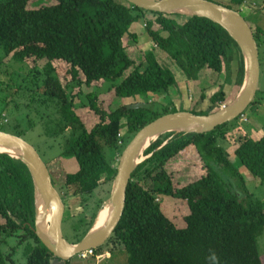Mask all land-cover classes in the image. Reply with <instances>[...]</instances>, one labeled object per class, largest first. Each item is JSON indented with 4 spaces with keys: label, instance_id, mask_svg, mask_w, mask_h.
<instances>
[{
    "label": "trees",
    "instance_id": "1",
    "mask_svg": "<svg viewBox=\"0 0 264 264\" xmlns=\"http://www.w3.org/2000/svg\"><path fill=\"white\" fill-rule=\"evenodd\" d=\"M232 1L238 6L245 0ZM139 21L145 23L152 42L188 79L197 82L206 70L218 74L227 71L226 84L236 86L234 94L228 99L226 86L211 94L212 112L236 97L244 78L243 56L228 32L206 17L166 15L126 0H0V89L15 84L13 96L21 101L17 108L26 110V128L35 124L32 111L49 135L66 139L58 159L78 163L76 171L64 175L66 194L92 195L103 186V204L127 144L147 123L175 111L167 106L158 111L153 101L123 104L109 111L107 119L100 117L90 130L77 111L76 99L84 94L87 104L82 107L99 114L102 93L84 92L83 86L103 88L106 82L110 83L108 92L120 99L173 96L169 88L178 87L176 76L158 61L153 50L143 52L139 63L128 53L125 38L130 45L138 42L131 27ZM262 31L254 30L258 45ZM7 58L22 64L11 69L6 67ZM26 58L44 62L27 67L23 64ZM58 61L70 67L67 82L59 76ZM5 102L0 129L22 136L24 128L19 124L10 130L4 128L9 97ZM257 102L254 99L251 105ZM237 134L233 154L264 185V135L254 139L242 127L241 116L204 133H164L145 150L144 155L150 156L132 174L121 220L112 236L94 249V255L113 243L127 252L128 264H263L258 239L264 232V200L250 191L225 146ZM189 145L196 146L205 168L200 178L192 177L191 165L175 169L165 165ZM160 196L187 202L190 213L185 217L186 227H173L165 221L157 200ZM96 216L82 231L75 228L76 238H66L80 241ZM232 221L237 225L227 227ZM34 226L31 173L22 160L0 152V264H52L53 259L60 260L42 243ZM223 227L227 230L220 233ZM10 238L24 245L23 258H14L18 246L5 250Z\"/></svg>",
    "mask_w": 264,
    "mask_h": 264
},
{
    "label": "rangeland",
    "instance_id": "2",
    "mask_svg": "<svg viewBox=\"0 0 264 264\" xmlns=\"http://www.w3.org/2000/svg\"><path fill=\"white\" fill-rule=\"evenodd\" d=\"M51 2H54V0H50ZM218 3H223L227 5H231L236 8V4L233 3L232 0H212ZM256 3H258V6L264 7L263 0H256ZM239 6V5H238ZM240 13L247 19V21L253 25V19L251 16H248L247 12L244 9H239ZM262 11H264V8H262ZM258 13V12H257ZM258 18H261L262 23L260 22V26H257L264 33V15H260L258 13ZM133 27V28H132ZM131 27L132 32H136L138 35V42L134 45L127 44V38H125V44L127 45L128 53L132 58L136 60L137 63L141 62L143 59V52H146L148 50H153L154 53L157 56L158 61L163 65L170 67L171 70L174 72V75L176 76V79L178 81V78L180 76H186L180 68L177 67L175 62L169 57V55L161 50L159 47H157L151 40L148 32L145 29V23L135 22ZM253 27V26H252ZM253 30L255 28L253 27ZM264 34L262 35V41L259 40V58H260V80H259V86L257 93L255 95V98L258 102L256 104H252L247 110L246 114L241 116V124L242 127H250L251 129L254 128L257 125H259V129L257 131H250V134H252L254 139H259L263 132L262 128L264 130ZM235 58H237V53L234 55ZM23 62L24 65L27 67H33L35 64H43V60H37L35 59H24ZM8 63L6 64V67H10L11 69H17L19 66H21L22 63H15L13 64V60H9V58L6 59ZM26 63V64H25ZM58 66L59 70V76L63 80V82H67L71 78V70L70 67L66 64H64L61 61H58L55 63ZM4 68V67H3ZM225 68H227V65H225ZM206 71H203L200 73L204 77L202 86L204 90V94L207 95V97L203 100L199 97V92L197 91V94H194L192 92H184V98H183V91L179 92L177 89V86H171L169 88V93L171 95L175 96H182L181 100L183 103L189 105L191 100L198 101L196 102V106L198 104V108H195L194 111L198 114L207 112H212L215 109V105L209 100V96L213 94L215 91L220 90L221 86H224L226 84L225 81V74L221 73L218 74L215 71H212L211 73H205ZM205 75V76H204ZM183 78V77H182ZM202 80V79H201ZM200 80V81H201ZM179 85V84H178ZM110 86V83H107L104 85L103 88H97L92 87L90 89L83 86L84 92L86 91H96L99 93H102L100 96V104H99V114L95 113L94 111L90 110L87 107H82L83 104H87V100L85 95H81L79 98L76 99V104L79 107L78 113L81 116L82 121L85 123L86 127L90 130L92 127L95 126L96 122L99 120L100 117H103L104 119H107V114L109 111L117 108L120 105L123 104H146L148 102H154L155 109L158 111H164L166 109V106L170 107V105H167V102L163 101V97L160 95H152L150 98L148 97H141L138 96L136 98H130V99H120L115 97L113 91L108 92V87ZM227 86V85H226ZM236 86H227L225 88L226 90V97L229 99V97L234 94V89ZM15 89V84L9 86L7 85L6 88L0 89V111L4 108L3 106L6 104L5 101L10 100L8 108L5 107V111L8 115L7 120L5 121L4 128L5 129H13V126L19 124L23 130L22 137L27 140L30 144H32L36 150L39 152L43 160L48 164L50 167V171L52 173V176L55 180L56 186L60 189V193L62 194L63 200L65 202V214H64V223H63V231L64 235L69 239L76 238L78 231L75 228L79 229V232L85 229L92 220L94 214L98 212L101 204H102V198H104L103 190L105 187H100L95 192H93L92 195H74L70 191V193L66 194V189L63 188V181H64V175L66 172H74L78 168V163L75 160L67 161L61 163L58 159L59 152L63 149V143L66 141V139H62L60 136L56 137L52 135H49L48 130L46 127L39 121V117L36 113L31 111V115L33 116L34 123L32 127L26 128V119L25 118V109H19L17 106H19V103L21 102L18 100L15 96H13V91ZM200 91V90H199ZM15 98V100H13ZM117 98V99H116ZM196 99V100H195ZM201 101H204L201 103ZM194 103V102H193ZM185 104L183 106L185 107ZM220 104V103H218ZM225 103H221L219 106L221 107ZM175 106H177V103H175ZM20 107V106H19ZM168 109V108H167ZM44 111L46 109H43ZM186 110V109H185ZM44 111H41L42 113ZM46 112V111H45ZM40 116V114H39ZM41 119V118H40ZM48 119V118H47ZM248 122H245L247 121ZM47 121V120H46ZM51 125V124H50ZM263 125V127H261ZM52 126V125H51ZM26 128V129H25ZM126 129H124L122 132L124 133ZM122 133V134H123ZM238 134L230 141L228 145H225L232 153L231 155V161L234 163V165L239 169V171L245 176L247 186L249 187L250 191L254 192L255 196L257 198L264 200V185L262 184V181L258 178H256L254 175L250 173L248 169L240 162L239 158L233 154V151L236 146V138H238ZM182 152V151H181ZM188 152V148H187ZM186 153V152H185ZM167 168L175 169L179 168L180 165H191V175L193 178H200L204 172L205 168L203 167L202 163L200 162L199 154L195 152L194 154L191 153L190 155H186L183 153H178L174 157H172L170 160H168L165 163ZM218 169H221L220 166H217ZM216 168V169H217ZM226 180L231 183L232 187H235L234 181H231V179L224 175ZM108 188V186H107ZM239 196H241V193H238ZM106 201V200H105ZM105 201L103 202L102 206L104 205ZM159 202L161 203V210L162 214L165 218V221L170 223L173 227L177 228H184L187 226L185 217L189 215L190 208L186 201L177 200L174 199L171 196H160ZM236 222L232 221L229 223V226L227 227H234L236 226ZM227 227H223L220 233H223L227 230ZM14 239V240H13ZM10 245L5 246V250H10V246H18L17 251L14 255V258L19 259L23 258V250L24 245L19 244V239L17 238H10ZM259 248L261 253V258L264 264V232L262 235H260L259 239ZM96 249V248H95ZM68 261V262H67ZM52 264H128V254L125 250H123L119 245H115L113 243H108L105 245V247L99 251L97 255H88L86 258H82L79 255L73 256L71 259L62 261L53 259Z\"/></svg>",
    "mask_w": 264,
    "mask_h": 264
},
{
    "label": "water",
    "instance_id": "3",
    "mask_svg": "<svg viewBox=\"0 0 264 264\" xmlns=\"http://www.w3.org/2000/svg\"><path fill=\"white\" fill-rule=\"evenodd\" d=\"M145 10L206 17L221 25L237 43L244 61V78L236 97L218 110L198 114L177 110L159 116L143 126L118 159L109 197L99 209L91 227L78 242H70L63 231L65 202L53 183L50 170L36 148L22 136L0 129V152L22 160L34 185V231L52 254L62 261L102 246L115 232L126 204L127 187L137 166L149 156L145 150L167 132L204 133L242 116L253 102L260 80L259 45L254 30L238 9L212 0H126ZM152 137V139H150ZM168 141V140H167ZM165 141V143H167ZM164 143V144H165ZM17 153V154H15ZM105 220L98 223L102 213Z\"/></svg>",
    "mask_w": 264,
    "mask_h": 264
},
{
    "label": "crops",
    "instance_id": "4",
    "mask_svg": "<svg viewBox=\"0 0 264 264\" xmlns=\"http://www.w3.org/2000/svg\"><path fill=\"white\" fill-rule=\"evenodd\" d=\"M263 4H264V0H263ZM239 7V9H244L246 12H247V14H248V16H251V18L253 19V25H251V26H253L255 29H257L258 27L257 26H260V22L262 23V20H261V18H258V13L262 16V15H264V11H262V8H264V7H259L258 6V3H256V0H245L241 5H239V6H236V8H238ZM238 9V10H239ZM258 12V13H257ZM264 17V16H263ZM264 21V20H263ZM264 23V22H263ZM252 27V28H253ZM133 28V27H132ZM203 72V71H202ZM212 71H207L206 70V72L205 73H211ZM224 74H225V76L227 75V71L225 72L224 71ZM205 76V75H204ZM183 77V78H182ZM202 76L200 75V78H199V81H197V82H195L194 80H190V79H188V77H186V76H180V78H178V87H177V89H178V91L179 92H182L183 91V98H184V92H186V91H188L189 93L190 92H192L193 91V93L194 94H197V91L199 92V97H200V99L201 100H203V96H207V95H205L204 94V88H203V86H202V82H203V79H204V77L203 78H201ZM202 79V80H201ZM201 80V81H200ZM225 81H226V77H225ZM227 86H230V83H227L226 84ZM226 85H224V86H226ZM226 86V87H227ZM200 90V91H199ZM163 97V101H165V102H167V105L169 104H172L170 107H172V109L170 108V110H175V111H177V110H189V111H192V110H195V108H198L197 106H198V104H197V106H196V102H198V101H193V99L190 101L191 103L189 104V105H187L186 106V104L185 103H183L182 102V100H181V98H182V96H162ZM196 100V99H195ZM194 102V103H193ZM204 101H201V103H203ZM175 103H177V106H175ZM183 104H185V107L183 106ZM196 112V111H195ZM198 113V112H197ZM201 114V113H200ZM246 114V113H245ZM245 122H248V120L247 121H245ZM264 125V124H263ZM263 125L261 126V127H263ZM244 128V130L247 132V133H249L250 134V132H249V130L250 131H252V132H254V131H257L258 129H259V125H258V122H257V125L254 127V128H250V127H248V128H246V127H243ZM262 130V132H263V134H262V136L264 135V130H263V128L261 129ZM251 136H252V134H250ZM261 136V137H262ZM253 137V136H252ZM260 137V138H261ZM187 148H188V152H187ZM184 152V154H186V155H190L191 153H195V152H197L198 153V151H197V148H196V146H194V145H189L188 147H186L184 150H182V152H180V153H183ZM186 152V153H185ZM247 169V168H246Z\"/></svg>",
    "mask_w": 264,
    "mask_h": 264
},
{
    "label": "built area",
    "instance_id": "5",
    "mask_svg": "<svg viewBox=\"0 0 264 264\" xmlns=\"http://www.w3.org/2000/svg\"><path fill=\"white\" fill-rule=\"evenodd\" d=\"M244 115L245 114H243L242 116L245 118ZM157 200H159V198ZM93 253H94V248H91V249H88V250L80 253L79 256L82 257V258H86L88 255H92Z\"/></svg>",
    "mask_w": 264,
    "mask_h": 264
},
{
    "label": "bare ground",
    "instance_id": "6",
    "mask_svg": "<svg viewBox=\"0 0 264 264\" xmlns=\"http://www.w3.org/2000/svg\"><path fill=\"white\" fill-rule=\"evenodd\" d=\"M150 139H152V137H150ZM15 154H17V153H15ZM106 216H107L106 213L103 212L102 215L100 216V220H98V223H102L105 220Z\"/></svg>",
    "mask_w": 264,
    "mask_h": 264
}]
</instances>
